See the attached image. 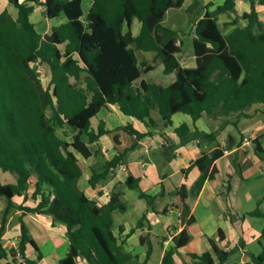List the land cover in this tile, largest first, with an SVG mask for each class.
<instances>
[{
    "label": "trees",
    "instance_id": "16d2710c",
    "mask_svg": "<svg viewBox=\"0 0 264 264\" xmlns=\"http://www.w3.org/2000/svg\"><path fill=\"white\" fill-rule=\"evenodd\" d=\"M91 1L85 15L84 0H8L17 10L14 17L2 10L0 0V170L17 176L15 183L0 180V200L6 201L5 209L0 211V264H37L43 259L24 221L28 214L49 217L53 227H65L69 251L58 264H130L137 257L125 251L115 233L114 214L128 210L122 200L123 187H116L109 201L99 205L82 187L87 167L81 158L97 160L90 167L88 179L90 188L96 189L126 165L127 154L141 140L155 135L158 122L152 117L153 111L160 114L164 128L173 125L177 113L194 120L204 115L252 117L247 112L255 105H260L264 113V22L256 8L258 3L264 5V0H242L250 3V11L224 26L220 16L234 12L238 0H225L213 11L209 10L213 4H208L204 15L192 22L193 68L184 67L178 58L182 47L178 30L163 25L168 11L182 8L186 0ZM36 6L44 7L49 19L65 16L67 22L53 27L49 34H40L31 21ZM199 6L200 0H193L188 11L194 12ZM241 21L246 24L241 25ZM135 22L140 23L137 35L133 33ZM139 51L155 53V60L164 64L165 74H175L176 80L168 86L141 80L135 87L144 74L155 69L146 61L140 62ZM37 63L46 64L51 71L48 87L35 69ZM109 105L118 106L123 114L144 123L148 132L142 133L132 125L122 128L134 144L107 160L100 149L93 152L90 145L110 133L104 122L97 130L91 122ZM175 133L181 144L216 141V134L191 132L186 125L175 129ZM253 144L256 155L264 161L261 137ZM226 150L216 148L204 153L187 169L197 167L201 172L194 186L196 195L207 181L216 178L217 161ZM139 183L140 179L130 174L123 186L139 190V198L154 210L156 197L142 192ZM32 184L35 191L31 198L37 204L17 205L14 198L24 196L27 201ZM177 193L182 200L180 221L185 228L174 237L162 264H176L175 254L190 242L188 228L196 221L187 202L186 186ZM13 209L22 212L20 240L17 248L7 250L2 237ZM248 216L264 221L261 202ZM144 220L131 233L140 229ZM219 235L220 241L221 230ZM258 243L262 251L252 255V260L264 264V227ZM210 244L211 252L192 254V258L199 264H225L231 259L233 253L220 249L214 240ZM29 247L37 252L36 260L27 257ZM152 254L149 242L143 264Z\"/></svg>",
    "mask_w": 264,
    "mask_h": 264
},
{
    "label": "crops",
    "instance_id": "0c3cea01",
    "mask_svg": "<svg viewBox=\"0 0 264 264\" xmlns=\"http://www.w3.org/2000/svg\"><path fill=\"white\" fill-rule=\"evenodd\" d=\"M5 1L6 3H3L1 0L2 10H7L16 17L17 10L8 0ZM39 1L44 2V0ZM224 2L225 0H200L202 16L208 4H213L209 8L210 11H213ZM243 2L242 0L237 1L233 15L220 16L219 22L222 26L231 23L237 16L241 17L243 13L248 12V8ZM256 8L260 20L264 22V5L258 3ZM31 21L40 34L46 35L51 33L53 27L66 23L67 19L65 16L49 19L46 16L45 8L36 6ZM240 24L245 25L246 23L241 21ZM139 30L140 26L138 27L135 22L133 33L137 35ZM230 30L231 27L226 32ZM49 72L51 81L50 69ZM141 80L136 82L137 86L140 85ZM153 112H156V116H153ZM153 112L152 117L158 122V130L155 135L141 140L138 147L127 154L126 165L119 168L106 183L99 184L96 189L90 188L88 185V179L91 175L90 167L97 160L96 158L89 160L81 158L87 167V172L81 179L85 192L87 189H91V198L97 202L101 199L103 204L109 201L116 187H123V197H125L128 188L123 185L131 174L140 179L139 186L142 192L156 197L154 210L149 209L146 203L147 207L142 211L141 216V219L144 217L145 220L140 229L131 233V230L136 226L127 227L121 224L116 226L115 233L120 243H124L125 251L137 257L132 262L138 260L139 264L145 263L148 243L150 242L153 247V254L146 264H162L165 252L173 245L174 237L185 228V225L180 221L183 208L181 196L177 193V189L185 185L188 190L187 202L191 207V215L195 217L196 221L189 226L188 231L191 240L176 252L175 263L199 264L191 255L211 252L210 240H214L220 249L228 247L229 252L233 253L232 264H255L252 255H258L262 251L258 240L264 223L263 226L254 223L250 219H261L248 216V213L256 209L258 203L261 202L260 198L264 196L263 190L258 193L254 192L256 187H261V182L264 183V161L256 155L253 144V140L259 137H261V143L264 140L262 119L244 120L237 115L211 118L204 115L198 120H194L187 114L177 113L172 118L173 125L164 128L160 114L157 115V111ZM91 122L95 130L101 122H104L106 131L110 132L103 136L98 143L90 145L93 152L100 149L107 160L112 159L119 152H124L134 144V139L122 128L132 125L142 133L148 132L144 123L123 114L115 105L103 108L92 118ZM182 125H186L191 132L198 130L207 134H216V141H202L200 143L199 140H191L181 144L175 129ZM236 131L239 133V138L235 136ZM116 136H118L117 141L115 140ZM230 137L235 141L233 149L228 148ZM262 145L264 147L263 143ZM216 148L227 149L224 156L217 161L218 174L214 180L207 181L202 191L196 195L194 186L200 178L201 172L197 167L190 171L187 169L204 153L209 154ZM220 180L221 183H217ZM34 191L35 186L32 184L27 192V201H25L24 196H16L13 201L17 205L35 206L37 202L31 198ZM100 191L102 196L99 195ZM5 207V199L0 200V211H3ZM261 209L264 210V203L262 202ZM21 215V211L13 209L8 216L6 231L2 237V243L7 250L18 247L20 225L16 220ZM24 221L41 251L44 246H50L49 256H51L52 261H56L58 264L69 251L65 227L61 225L53 227L51 219L42 215L28 214L24 216ZM121 226L124 227L122 232L120 231ZM220 230L223 239L219 241ZM143 236L146 238L144 242H141ZM256 242L259 249L258 252L253 253L251 246ZM37 255V252L29 247L27 257L36 260ZM45 258L46 255L43 253V259L38 263L43 262Z\"/></svg>",
    "mask_w": 264,
    "mask_h": 264
},
{
    "label": "rangeland",
    "instance_id": "374dc122",
    "mask_svg": "<svg viewBox=\"0 0 264 264\" xmlns=\"http://www.w3.org/2000/svg\"><path fill=\"white\" fill-rule=\"evenodd\" d=\"M3 3L6 1L2 0ZM25 1V0H20ZM192 3V0H186L184 6L182 8H173L170 9L166 15L165 20L163 21V25L168 28H172L175 30H178V40L180 43H182L181 52L178 54V58L181 62V64L185 67L193 68L196 66V58L194 54L193 49V38H194V30L192 27V22L197 21L202 16V9L199 6L194 12H189L188 9ZM247 6V11H250V3L247 1L243 2ZM33 4V3H32ZM92 1L91 0H84L83 2V11L84 14L87 15L91 9ZM242 7V6H240ZM234 12H231L229 14L233 15ZM226 15V14H224ZM222 15V16H224ZM238 17V16H237ZM136 25L139 27L140 23L136 22ZM225 30V28H224ZM135 31V30H134ZM137 56L140 60L146 61L149 64H152L155 66V69L151 72L144 74L142 76V80H145L149 83H156L163 86H168L172 84L176 80L175 74H165L164 72V64L161 60H155V54L153 52H137ZM35 69L40 76L43 84L45 87H48L50 85V72L49 67L46 64H41L40 66L35 65ZM137 84L135 85V87ZM156 112H153V116H156ZM249 114L252 116L251 118L243 116L240 119H256L260 120L262 119V122L264 123V113L261 110L260 105H255L251 110H249ZM157 115L158 112H157ZM252 121V120H251ZM58 133L62 136L63 131L59 130ZM236 138H239V133L236 131ZM262 143L264 144V140H262ZM85 179V177H84ZM0 180L3 183H11L16 182L17 176L15 174L11 173H4L2 170H0ZM217 183H221L220 181H217ZM255 193H258L259 191H264V183L261 182V187H256ZM127 195L122 198L123 202L127 204L128 210L126 212H117L114 215V222L115 226L118 225H124V226H136V224L139 222L142 216V211L145 210L147 207L146 201L139 198L140 191L139 190H131L127 189ZM86 194L91 197L92 196V190L87 189ZM261 202L264 203V196L260 198ZM98 203L101 205L102 200H98ZM251 221H254V223H259V225L263 226L264 221L261 219H250ZM19 223V218L16 220ZM20 225V223H19ZM259 246L258 243H254L251 246V251L253 253L258 252ZM43 253L46 255V258L43 262L38 264H57L56 261L51 260V256H49V252L51 251V247H45L42 249ZM232 259L226 263V264H232ZM130 264H139V261L136 260Z\"/></svg>",
    "mask_w": 264,
    "mask_h": 264
},
{
    "label": "water",
    "instance_id": "95a60500",
    "mask_svg": "<svg viewBox=\"0 0 264 264\" xmlns=\"http://www.w3.org/2000/svg\"><path fill=\"white\" fill-rule=\"evenodd\" d=\"M230 144L228 146L229 149H233V147L235 146V141L232 137H230V140H229Z\"/></svg>",
    "mask_w": 264,
    "mask_h": 264
},
{
    "label": "built area",
    "instance_id": "2783aa9c",
    "mask_svg": "<svg viewBox=\"0 0 264 264\" xmlns=\"http://www.w3.org/2000/svg\"><path fill=\"white\" fill-rule=\"evenodd\" d=\"M45 1H46V0H44V2H45ZM35 65L40 66L39 63H37V64H35ZM223 250H224L225 252H229V248H228V247L224 248ZM22 264H23V262H22Z\"/></svg>",
    "mask_w": 264,
    "mask_h": 264
}]
</instances>
